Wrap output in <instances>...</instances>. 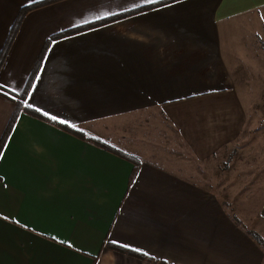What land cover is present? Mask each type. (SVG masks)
Wrapping results in <instances>:
<instances>
[{"label": "crops", "instance_id": "obj_1", "mask_svg": "<svg viewBox=\"0 0 264 264\" xmlns=\"http://www.w3.org/2000/svg\"><path fill=\"white\" fill-rule=\"evenodd\" d=\"M44 1L0 0V88L20 96L34 73L33 110L110 148L19 115L0 161V264H263L203 185L124 146L143 116L198 161L238 139L241 93L264 83V0H63L29 12L4 51L20 12ZM13 110L0 97V139Z\"/></svg>", "mask_w": 264, "mask_h": 264}, {"label": "rangeland", "instance_id": "obj_2", "mask_svg": "<svg viewBox=\"0 0 264 264\" xmlns=\"http://www.w3.org/2000/svg\"><path fill=\"white\" fill-rule=\"evenodd\" d=\"M241 97L246 111L243 131L234 143L206 160L193 157L160 116L140 117L124 147L203 185L236 227L261 238L259 246L264 252V219L258 213L264 199V83L247 85ZM120 137L116 141L125 144V135ZM132 142L140 149H134Z\"/></svg>", "mask_w": 264, "mask_h": 264}, {"label": "trees", "instance_id": "obj_3", "mask_svg": "<svg viewBox=\"0 0 264 264\" xmlns=\"http://www.w3.org/2000/svg\"><path fill=\"white\" fill-rule=\"evenodd\" d=\"M60 1H63V0H46L44 2H41V3H38V4H35V5H31L25 9H23L17 20L15 21L12 29H11V32L8 36V39H7V43H6V46H5V49L4 51L7 49V47L13 42V39L15 38L16 36V33H17V30L19 29L20 27V24L23 20V18L29 13V12H32L38 8H41V7H44V6H48V5H51V4H54V3H58ZM137 12H131V13H128V14H124V15H119V16H116V17H113V18H110V19H106V20H103V21H100V22H96V23H92V24H88V25H85V26H82V27H78V28H75V29H72V30H69V31H66V32H63L61 34H58L56 36H53L51 38H49L46 42V45H45V49L54 41V40H59V39H63V38H66V37H69V36H73V35H76V34H79V33H82V32H86V31H89V30H92V29H95V28H98V27H101V26H104V25H107L111 22H114V21H117V20H120V19H123L125 17H128V16H131V15H134L136 14ZM4 56V53L1 55V59L3 58ZM39 62H40V59H39ZM40 63H37V67L36 69L39 67ZM34 73L32 74V76L30 77V79L28 80L27 84H26V87L24 89V92L18 96V95H14L4 89H1L0 88V97L4 98L5 100L11 102L12 104H14V110L7 122V126L3 132V135L0 139V143H6L7 140H8V137L14 127V125L16 124L18 118H19V115L21 113H24V114H27V115H30V116H33L35 118H38V119H41V120H44V121H48L52 124H54L56 127L76 136L77 138L79 139H82V140H87L88 142H91L101 148H110L108 146L107 143L103 142V141H100V140H97V139H92V138H89L87 137L84 133H81V132H77V131H73L71 130L70 128L64 126V125H60L58 123H55L51 120H49L47 117H45L44 115H42L41 113L39 112H36L35 110H33L32 108H25L24 107V101L26 99V96H27V93L28 91L30 90V87H31V84L34 80ZM112 149V148H111ZM115 150V149H113ZM116 153L118 154H122L124 155L125 157L133 160L134 162L137 161L138 163V160L137 158H133L129 155H126L122 152H119V151H116ZM253 238H251L250 237ZM249 237L259 246L260 243H261V238L258 236V235H252V234H249ZM111 247V246H109ZM261 247V246H259ZM112 248L116 251H120V252H123V253H128V255H134L133 253L129 252V251H126V250H123V249H120V248H117V247H113ZM262 248V247H261ZM136 256V255H135Z\"/></svg>", "mask_w": 264, "mask_h": 264}, {"label": "snow or ice", "instance_id": "obj_4", "mask_svg": "<svg viewBox=\"0 0 264 264\" xmlns=\"http://www.w3.org/2000/svg\"><path fill=\"white\" fill-rule=\"evenodd\" d=\"M145 2H146L147 4H153V3H156L157 0H145ZM37 79H39V77H37ZM33 87H35V86L33 85ZM24 107H25V108H31L32 105L29 104L27 101H25V102H24ZM35 111H36V112H40L42 115H44V116L47 117L49 120H51V121H53V122H55V123H58V124H60V125H64V126H66V127H68V128H73V129H75L76 131H81L80 129L76 128V126H75L73 123H71V122H69V121H67V120H64V119H58L56 116H50L47 112H41V109H39V108H36ZM6 147H7V143H0V161H2V159H3V156H4V149H5ZM53 239H55V237H53ZM114 243H115V242H114ZM133 251H137V250H136V249H133ZM145 254H146V253H145Z\"/></svg>", "mask_w": 264, "mask_h": 264}]
</instances>
